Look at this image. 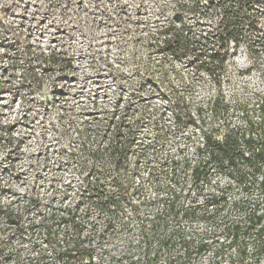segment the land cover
<instances>
[{"label":"rangeland","instance_id":"374dc122","mask_svg":"<svg viewBox=\"0 0 264 264\" xmlns=\"http://www.w3.org/2000/svg\"><path fill=\"white\" fill-rule=\"evenodd\" d=\"M113 12L122 28L107 43L100 28ZM227 20L238 24V50L223 36ZM127 33V52L141 61L119 73L131 80L121 88L131 107L140 102L133 115L154 112L157 149L141 151L142 182L115 188L128 196L98 212L103 179L139 161L128 147L105 149L121 133L130 140L132 127L102 137L107 122L93 120L108 100L92 89L109 78L106 66L93 68L91 52L81 65L78 57L94 46L101 56L103 46L120 50ZM260 98L264 0H0V264H38L42 255L40 264H228L242 243L245 263L256 264L248 221L264 199L239 136L246 120L264 122ZM43 227L55 237L46 240Z\"/></svg>","mask_w":264,"mask_h":264},{"label":"built area","instance_id":"2783aa9c","mask_svg":"<svg viewBox=\"0 0 264 264\" xmlns=\"http://www.w3.org/2000/svg\"><path fill=\"white\" fill-rule=\"evenodd\" d=\"M115 14V12H113L111 14L112 16V19L110 20H114L117 24L116 25H119V26H113V29H120L122 28V24L119 22V21H116V16L113 17V15ZM82 27L83 24L81 25ZM85 26H87V24H85ZM76 29V33L77 35L80 34V32L78 31V29L75 27ZM131 33V32H130ZM130 33H127L126 35V39L123 43H120L121 45V48L120 50L117 49V46L116 44H111L109 45V50L105 48V46H103V55L101 56L100 53H101V49L99 46H94L96 43L95 42H92V43H95L93 48H90V51L87 49L86 52H87V55L85 56L84 60H86V57L89 55V53L91 52L92 54H95L96 58L93 59V62L91 63L92 65L96 64V63H101V62H109L110 64H112V66L114 68H118L122 71H128L127 74L129 73H133L134 69H138L137 71H139V68L138 66L135 67V65L133 66L131 64V60H133L132 62L135 64V62H140L141 60H138L139 59V56L137 55H134L136 57H133L132 55H129L128 54V42H129V34ZM84 35H87V32L84 34ZM80 40L79 41H83V36H81L79 38ZM90 39V38H89ZM91 41V39H90ZM117 52H120L121 55V59L118 60L117 59V55L116 53ZM132 53H134L132 51ZM134 54H137L136 52ZM100 57H104V59H101ZM77 58V57H75ZM76 60V59H75ZM124 68V69H122ZM117 69V70H118ZM117 70H114V72H117ZM139 76L137 77H134L135 78H138ZM127 80H121V83L125 84L127 88H130L129 84L131 83V80L126 82ZM135 84H137V91L139 92L142 88H138V83L135 82ZM127 92V91H126ZM129 92V90H128ZM123 98L124 100L122 102L119 103L118 105V111L115 112V107H112L110 108V112L109 114H102V115H97L96 117H98L97 119L98 120H93L94 122L95 121H100V120H103V122H107L104 125V132L105 134L102 135V137H104L105 139H107V133L109 131H120V130H127L128 128L132 127V136H131V139L129 140L128 137L129 135L127 136V134L125 133H121L120 137L118 138V142H116L115 144L111 145L110 148L108 146H106L105 149H109V151H112V152H116L118 153L116 150H124L125 148H129V156H133L134 159H138V163L137 164H133L132 165H129L128 163L130 162V160H127L124 161L123 166L130 172L129 174H123L122 177H115L113 175H111L110 177L107 176V178H104V186L102 185V187H105L107 190H109L111 193H107L108 195V198L106 197V195H103V193H101L100 191H103V190H100L98 191L99 192V196L98 197V200L96 202H94V207L97 208V211L98 212H107L108 210H112L111 208V199L113 197H119L118 200H122L123 197H127L128 195H124V194H121V195H117V194H113L112 191L115 190V188L119 187V188H124L125 186H120V185H123L125 183H127V181H133L135 182V180L139 183H141L142 181H139V177L138 175L140 173L139 170L140 168H144L145 165L148 163V160L149 158H147L146 156H144V154H142L144 151L146 150H150V148L152 147V149L156 150L157 147H154V133H153V126L151 125V123H153V125H155V119L153 118V116H155L154 112H151L153 113L152 115H150L149 110H148V115H145L142 113V115H138V114H134V112H132V110H134L135 108L138 109L139 106V103H137L136 106L134 107H131L130 106V103L128 101V98L126 97V93L123 95ZM113 100V99H112ZM138 100V99H137ZM140 100V99H139ZM146 109L149 107L147 104L145 105ZM130 108H132V110H129ZM144 110V107H142V110H138L139 113L141 114V111ZM150 110L151 107H150ZM145 113V112H144ZM145 122V123H144ZM136 125V129H133V126L131 125ZM93 129V128H92ZM146 136V137H144ZM130 142V143H129ZM143 151V152H141ZM135 152H140L141 155H138L137 157H135ZM154 153V152H153ZM153 153L151 154V156L153 157ZM114 156H117V154H115ZM127 158V157H126ZM128 159V158H127ZM146 160V162L144 161ZM122 164H118V165H121ZM100 166V165H99ZM108 168H107V172H108ZM110 171V170H109ZM98 174H102V170L100 171H97ZM107 173H104L103 175H106ZM149 178V175L148 177H146L145 180H147ZM144 181V180H143ZM137 184V183H135ZM131 185L129 187H127L126 190H128V188H130ZM133 188V186H132ZM103 189V188H102ZM139 185H135V188H133L132 190L133 191H136V190H139ZM118 191H116L115 193H117ZM109 198H110V201H109ZM110 203V204H109Z\"/></svg>","mask_w":264,"mask_h":264},{"label":"trees","instance_id":"16d2710c","mask_svg":"<svg viewBox=\"0 0 264 264\" xmlns=\"http://www.w3.org/2000/svg\"><path fill=\"white\" fill-rule=\"evenodd\" d=\"M237 26H238L237 22H231V21L227 20L225 22V26L223 29V36L227 37L226 39L233 41V43H234L233 47L235 50H238V48H239L238 43L236 42L237 41L236 38L239 34ZM234 40L236 43L234 42ZM257 110L259 112L264 111V98L259 99V102L257 103ZM246 125H247L246 129L244 130V132L239 137L243 143V146L245 148L247 147L248 151H250V157L248 156V158L246 159V162H249L254 167H256L257 172H259L260 176H259V180L257 182V191L260 194V196L263 197V199H264V174L263 173L260 174V171H262L264 169V122L260 119V122L254 124L252 121L246 120ZM229 142L230 141L228 139V136H225L224 143L222 145H220V144L217 145L218 150L223 151V153H225L226 151L229 152L230 150L227 147ZM209 151H210L209 152L210 154L214 153V149H210ZM192 172L195 175H197L198 168L197 167L194 168L192 170ZM240 208L243 210H246L244 206H242ZM248 225L251 228L256 227L254 239L252 242V244H253L252 254H253V256L256 257L255 263L256 264H264V212H260L259 209H256L254 211V214L249 215ZM233 229H235V231H233V232L238 234L240 228L236 226V227L232 228V230ZM234 233L229 237L230 242H236V240L238 238V237H235ZM42 234L45 235L46 240H47V237L50 238L51 236H53L50 238V240L55 237L45 227H43V229H42ZM54 234H55V232H54ZM205 247H206L205 244H200L198 249H199V251H201ZM238 248H239V251L237 253V257L235 259L229 258L228 264H246L244 261V258L246 256L245 244L242 243L241 247H238ZM76 249L77 248H72L70 251H76ZM70 251L65 248L64 254L68 255V253H70ZM43 258H44V256L42 255V256H40V260L35 259V262L40 264L43 262V261H41V259H43ZM88 264H91V258H89Z\"/></svg>","mask_w":264,"mask_h":264},{"label":"bare ground","instance_id":"6f19581e","mask_svg":"<svg viewBox=\"0 0 264 264\" xmlns=\"http://www.w3.org/2000/svg\"><path fill=\"white\" fill-rule=\"evenodd\" d=\"M116 24L117 23L114 20H104L103 27L100 28V29L104 30V36L103 37H104V39H106L107 43H108V38L112 35V33L118 30V29L117 30L112 29L113 26H119ZM112 36H115V35H112ZM118 53L121 54L120 52H118ZM86 55L83 52L79 54L78 59L81 60L80 65L83 64V60H84ZM90 66H92V65H90ZM95 66H99V64L98 63L94 64L93 68ZM104 66H106V70H107L106 78L109 77L107 79V81H103V80L95 81L96 83L100 84L98 89H96V86L93 85L95 82H91L90 86L92 87V85H93L92 91L95 92L94 96H96V97L98 95L102 94L103 91L106 92V98L108 101H103L104 106L101 107V109L104 110V113L109 114V112H110L109 109L112 107H115V112H117L119 110L118 105L120 102H122L124 100L123 95L125 94L126 90L124 91V87L121 88V85H122L121 80L123 77L122 75L119 74L120 72H122L121 68L120 69L114 68L112 66V64H110L109 62H104ZM101 70H103V68H101ZM114 70H117V72H114ZM134 70H136V69H134ZM97 78L101 79L103 77H97ZM99 91H101V92H99ZM79 95H78V97H79ZM126 97L128 98V101H129L130 98L128 97V94H126ZM107 104H108V108L105 107Z\"/></svg>","mask_w":264,"mask_h":264}]
</instances>
